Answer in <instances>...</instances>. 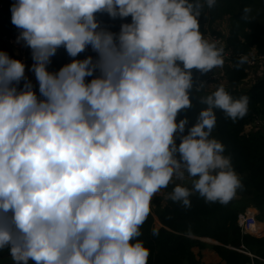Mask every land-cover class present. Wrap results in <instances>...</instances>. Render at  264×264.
Segmentation results:
<instances>
[{"label":"clouds","instance_id":"1","mask_svg":"<svg viewBox=\"0 0 264 264\" xmlns=\"http://www.w3.org/2000/svg\"><path fill=\"white\" fill-rule=\"evenodd\" d=\"M205 5L215 0L12 5L17 42L31 49L39 85L38 96L25 64L0 51V250L15 264H148L138 238L161 189L179 181L167 198L189 208L194 194L227 204L242 187L211 134L215 109L242 119L249 98L220 85L199 97L207 107L195 123L181 115L192 107L193 70L224 64L223 48L200 31ZM98 13L131 22L115 33ZM89 46L95 59L48 71L58 48L75 58ZM247 62L241 56L236 67Z\"/></svg>","mask_w":264,"mask_h":264},{"label":"trees","instance_id":"2","mask_svg":"<svg viewBox=\"0 0 264 264\" xmlns=\"http://www.w3.org/2000/svg\"><path fill=\"white\" fill-rule=\"evenodd\" d=\"M15 2L6 0L0 8V39L18 30L11 22V7ZM96 18L102 28L112 32L121 22L131 21L130 17L113 19L107 13H98ZM219 22H228L229 36L222 32ZM199 24L204 37L208 31L223 35L232 51V65L226 67V81L221 85L234 99L249 98L248 112L242 119L233 121L222 110L215 109L216 126L211 134L225 146L224 154L231 158L242 187L227 204L208 203L194 194L190 197L191 207L185 208L167 198L175 186L170 183L163 195L152 199L150 214L138 239L150 250L148 264H201L194 252L196 247H205L201 238L220 243L214 249L226 264H264V236L243 234L238 225V214L248 206L254 205L264 211V65L261 67L263 74L257 79L250 78L247 63L236 67L241 56L264 54V0H215L214 7L205 5ZM0 51L14 56L7 45H0ZM96 55L89 46L77 58L92 56L95 59ZM67 57L66 50L58 48L48 67L58 72L66 64ZM256 70L258 68L254 67L252 72ZM211 92H198L194 86L190 94L192 107L181 115H187L195 123L199 112L207 107L199 102V97ZM258 119L263 125L255 123ZM184 185L191 188V185ZM153 228L158 230V235H152ZM242 250L253 254L254 258ZM0 253L9 255L8 249Z\"/></svg>","mask_w":264,"mask_h":264},{"label":"built area","instance_id":"3","mask_svg":"<svg viewBox=\"0 0 264 264\" xmlns=\"http://www.w3.org/2000/svg\"><path fill=\"white\" fill-rule=\"evenodd\" d=\"M4 1H0V8L4 5ZM131 22V21H130ZM126 22V23H130ZM120 24L117 25V28H115L114 32L118 33L120 29ZM20 30L18 29L12 35H3L0 39V45H7L11 48V50H15L18 52V56L21 57V61L25 64L26 59L29 55L30 48H28L23 41L17 42V37L19 36ZM211 31L206 32L205 38L209 41H215L219 47L223 48V59L224 64L222 67L214 68L212 71H209L207 73H201L197 70H193V79L196 84H194L195 87L199 85L200 82H205L204 87L202 88L205 92H211L215 90L218 86L221 85V83H224L226 81V67L232 65V51L228 48V46L225 43L223 35H212L210 33ZM248 58V72L250 75V78L253 77V79H257L262 75V65H264V54H257L252 53L249 55H245ZM73 59H78L77 57L73 58L68 55L66 64L70 63ZM254 67H257L258 70L255 72H252V69ZM256 76V77H255ZM188 180V179H185ZM153 199V198H152ZM261 222L257 219V214L252 208H246L244 211H241L238 214V225L241 229V232L243 234H250L255 236H262L264 235V231L260 226ZM244 253L249 255L252 259L254 258V255L242 250Z\"/></svg>","mask_w":264,"mask_h":264},{"label":"crops","instance_id":"4","mask_svg":"<svg viewBox=\"0 0 264 264\" xmlns=\"http://www.w3.org/2000/svg\"><path fill=\"white\" fill-rule=\"evenodd\" d=\"M0 1H6V0H0ZM226 28H223L224 33L226 36H229L230 33V26L228 25V22H225ZM120 30V29H119ZM14 56L8 54L11 58L13 59H18L20 60L21 57L18 56V52L15 50H12ZM34 63L32 59V54H31V49L29 51V55L26 59L25 63V77L28 81H30L33 85L34 90L36 91L37 95L39 96V85L38 81L35 78V74L33 71H31V66ZM48 67V66H47ZM48 71L52 72L51 69L48 67ZM256 77V76H255ZM87 80H91L92 77H87ZM25 81L22 80L20 84L18 85L19 88H22L24 85ZM240 176V175H239ZM240 178V177H239ZM165 193V189H161L160 192H158L155 196H161ZM154 196V197H155ZM153 197V198H154ZM249 208V207H247ZM262 223V222H261ZM263 224V223H262ZM264 225V224H263ZM264 236V235H262ZM201 240L206 244L205 247L202 249L200 247L194 248L195 254L198 256L200 259L201 264H226V262L222 259V257L218 254V252L214 249L215 245H220V243L216 240H213L211 238H201ZM264 261V260H262ZM29 264H34V262L30 261Z\"/></svg>","mask_w":264,"mask_h":264},{"label":"rangeland","instance_id":"5","mask_svg":"<svg viewBox=\"0 0 264 264\" xmlns=\"http://www.w3.org/2000/svg\"><path fill=\"white\" fill-rule=\"evenodd\" d=\"M219 24H221L220 25V28H221V26L225 29L226 28V24L225 23H221V22H219ZM214 27H216V24L214 25ZM223 33H224V31H222ZM211 33V32H210ZM212 34V33H211ZM225 34V33H224ZM212 35H215V34H212ZM226 35V34H225ZM262 73V72H261ZM263 74V73H262ZM255 123H257V124H259L260 126L261 125H263V123L258 119V120H256V122ZM254 126V125H253ZM259 128V127H258ZM250 129H252V128H248V130H250ZM238 175V174H237ZM249 208H252L255 212H256V214H257V219L260 221V222H262L263 224H264V211H261L260 209H258L256 206H254V205H250V206H248Z\"/></svg>","mask_w":264,"mask_h":264},{"label":"water","instance_id":"6","mask_svg":"<svg viewBox=\"0 0 264 264\" xmlns=\"http://www.w3.org/2000/svg\"><path fill=\"white\" fill-rule=\"evenodd\" d=\"M173 183H180L179 181H175ZM184 184H187V185H191V181L190 180H185L183 182ZM0 264H15V262L13 261L11 255H2L0 253ZM247 264H252V263H247Z\"/></svg>","mask_w":264,"mask_h":264},{"label":"bare ground","instance_id":"7","mask_svg":"<svg viewBox=\"0 0 264 264\" xmlns=\"http://www.w3.org/2000/svg\"><path fill=\"white\" fill-rule=\"evenodd\" d=\"M260 226H261V228H262V229H263V231H264V225L261 223V224H260Z\"/></svg>","mask_w":264,"mask_h":264}]
</instances>
